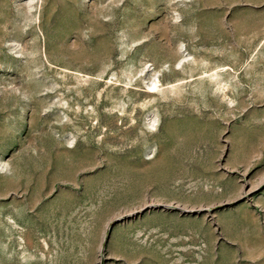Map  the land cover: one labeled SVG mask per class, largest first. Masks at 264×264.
I'll use <instances>...</instances> for the list:
<instances>
[{
  "label": "rangeland",
  "instance_id": "374dc122",
  "mask_svg": "<svg viewBox=\"0 0 264 264\" xmlns=\"http://www.w3.org/2000/svg\"><path fill=\"white\" fill-rule=\"evenodd\" d=\"M0 264H264V0H0Z\"/></svg>",
  "mask_w": 264,
  "mask_h": 264
}]
</instances>
